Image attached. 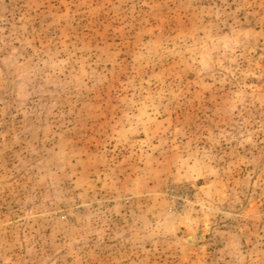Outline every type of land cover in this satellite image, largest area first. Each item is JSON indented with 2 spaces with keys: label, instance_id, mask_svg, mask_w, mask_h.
I'll use <instances>...</instances> for the list:
<instances>
[{
  "label": "rangeland",
  "instance_id": "1",
  "mask_svg": "<svg viewBox=\"0 0 264 264\" xmlns=\"http://www.w3.org/2000/svg\"><path fill=\"white\" fill-rule=\"evenodd\" d=\"M0 264H264V0H0Z\"/></svg>",
  "mask_w": 264,
  "mask_h": 264
}]
</instances>
